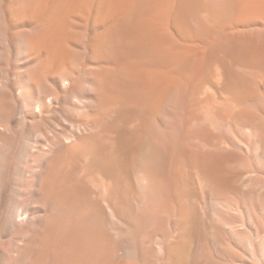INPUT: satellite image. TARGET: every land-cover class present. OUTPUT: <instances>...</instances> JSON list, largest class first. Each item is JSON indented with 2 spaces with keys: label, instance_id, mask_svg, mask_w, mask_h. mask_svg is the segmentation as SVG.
Returning <instances> with one entry per match:
<instances>
[{
  "label": "bare ground",
  "instance_id": "1",
  "mask_svg": "<svg viewBox=\"0 0 264 264\" xmlns=\"http://www.w3.org/2000/svg\"><path fill=\"white\" fill-rule=\"evenodd\" d=\"M12 55L55 264H264V0H0Z\"/></svg>",
  "mask_w": 264,
  "mask_h": 264
},
{
  "label": "rangeland",
  "instance_id": "2",
  "mask_svg": "<svg viewBox=\"0 0 264 264\" xmlns=\"http://www.w3.org/2000/svg\"><path fill=\"white\" fill-rule=\"evenodd\" d=\"M8 59L12 72L15 64L13 55L5 60L2 58L0 67H5ZM26 125L12 124L11 132H3L0 128V264H55L54 248L50 246L44 251L43 245L57 242V237L47 231L56 207L49 199L41 197L39 190L52 169H49V163L53 153L39 147L41 136L38 135L37 139L35 134H26ZM4 141H9V146ZM207 201L204 203L211 202V205H205L210 212L222 206L212 199ZM19 214L22 217L18 221L8 222L10 217L14 219ZM209 222H214V219L210 218ZM212 224L217 225L215 222Z\"/></svg>",
  "mask_w": 264,
  "mask_h": 264
}]
</instances>
